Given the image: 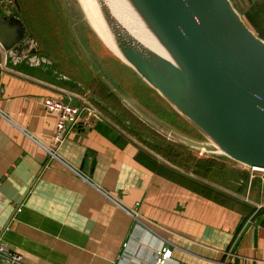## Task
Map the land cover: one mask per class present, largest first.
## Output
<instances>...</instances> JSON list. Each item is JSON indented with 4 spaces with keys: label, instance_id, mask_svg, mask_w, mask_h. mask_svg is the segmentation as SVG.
<instances>
[{
    "label": "crops",
    "instance_id": "0c3cea01",
    "mask_svg": "<svg viewBox=\"0 0 264 264\" xmlns=\"http://www.w3.org/2000/svg\"><path fill=\"white\" fill-rule=\"evenodd\" d=\"M236 1L238 8H245V17L264 16V0ZM16 3L0 0V8L14 14ZM29 51L30 57L21 58L0 44V237L23 256V264H119L124 245L130 243L137 251L141 240L146 244L137 252L140 264H153V253L162 244L181 264H264V177L250 205L222 193L213 195L210 190H216L208 181L168 166L143 141L122 130L118 112L112 115L102 105L101 96L112 95L111 89L103 88L91 68L94 76L85 85L98 87L95 95L104 110L98 108L109 116L105 114L93 129L71 131L56 145L57 119L44 110V99L79 105L71 95H89L83 93V85L72 86L40 61L43 51H35L34 45ZM116 61L132 75L124 86L115 78L119 89L144 110L131 85L150 95L151 104L154 96L165 106L130 67ZM175 113L170 114L174 120ZM43 146L56 151V157ZM171 172L197 184H182L185 180ZM127 209H136L151 236L137 228ZM147 221L157 225V233Z\"/></svg>",
    "mask_w": 264,
    "mask_h": 264
},
{
    "label": "water",
    "instance_id": "95a60500",
    "mask_svg": "<svg viewBox=\"0 0 264 264\" xmlns=\"http://www.w3.org/2000/svg\"><path fill=\"white\" fill-rule=\"evenodd\" d=\"M125 2L156 49L136 37L105 2L98 1L101 26L119 56L112 53L205 141L162 126L104 79L109 88L168 140L205 154L225 156L247 169L264 170V40L247 25L233 2ZM0 44L21 58L32 55V41L23 21L16 12L1 8Z\"/></svg>",
    "mask_w": 264,
    "mask_h": 264
},
{
    "label": "rangeland",
    "instance_id": "374dc122",
    "mask_svg": "<svg viewBox=\"0 0 264 264\" xmlns=\"http://www.w3.org/2000/svg\"><path fill=\"white\" fill-rule=\"evenodd\" d=\"M64 1L65 7L63 0H17L18 4L16 3V9L19 8L17 13L19 15V18L22 19L23 24L26 26L28 36L30 38H33L32 45H34L35 51H43L38 56V59L49 65L51 68H54V70L58 73H61L62 76H64L70 83H72V86L83 85L85 87L83 89V93H88L89 100L97 105V107H100L102 111L104 109L98 103L100 100L95 95L96 89L98 87H96V85L94 86V84H92L91 87L85 85L89 83L93 78L94 75L92 74V72L97 76L95 78L102 81L101 83L103 85V88H106L108 86L106 81H110L112 82L113 87L117 90V92L119 91L122 95H125L133 100L126 93V91L121 90L119 89V87H117L119 86V84L115 81V78L119 79L121 84H123L124 86L125 80H127L128 77L132 76L131 73H129L124 66L116 61L121 60L107 48V46L96 34L79 0ZM231 1L233 2L238 12H241L240 14L245 21L246 17L243 15V13L245 12V8H238L236 5L237 1ZM13 6L14 3H12L10 10L11 8H13ZM76 41L80 47V49L78 48L79 50H76ZM83 56H85V60ZM85 61L88 65V68L86 67V65H84ZM90 68L92 72L89 71ZM129 89L136 98L137 96L139 97L138 102H141L144 107H146V111L136 103L137 101L134 100L137 107L143 110L150 118L154 119L162 126H165L166 128L171 129L178 134H181L182 136L199 142L205 141L204 137L186 120L176 114L174 109L164 99L161 98V100L166 103L164 104L165 106H163V102L159 100L160 98L157 99L154 96L152 97L154 103L151 104V102L149 101L151 100V96L145 93L144 90L140 89L138 85H131ZM111 91L113 95L116 96V92L114 93L113 90ZM104 103H102V105H104L112 115H116V111H118L120 107L127 109L131 113L132 119L129 124H125L124 122H126V120L122 117L123 115L118 113L117 119L122 121V123H119V125L121 126L122 130L125 131L127 129L128 131H130L134 138L139 140L141 143L143 141L145 143V146L150 150L154 149L153 143H151V141H153L151 138L152 135L154 133H157L158 135L163 137V134L158 132L156 129H154V127L143 120L135 111L128 107L117 96H111L109 101L104 100ZM163 108H167L170 111V114L175 113L176 120L172 119L169 112H165ZM109 112L102 113L104 114V116L105 114L109 116ZM176 127L181 128L183 131L188 133L189 136L180 132L179 129L177 130ZM171 143L176 142L172 141ZM188 152L197 159H208L209 157H214L216 158V160H218L219 163H222L218 166L220 169V183H212L208 181L207 183H209L208 185L210 188L226 195L230 200H235L236 202H239L241 204L246 203L250 205L251 201H254L256 199L255 191L260 189L258 188V183L261 184V178L264 177L263 173L255 174L254 176L256 179L253 180L254 182H251V171L245 170L241 165L226 158L225 156L219 154H205L201 151L192 149ZM160 158L162 157L160 156ZM168 164V166L173 167V165H171L170 163ZM227 169H241L242 171H246L250 175V180L245 183H241L239 181V177H233L232 179L228 180L227 178L230 177V175L227 174ZM227 181L232 182V184L234 185L228 184ZM238 187L241 188L242 194L236 192V189ZM248 200H250V204ZM135 224L137 226L136 220ZM147 225L150 226L155 233H157V225L149 222Z\"/></svg>",
    "mask_w": 264,
    "mask_h": 264
},
{
    "label": "built area",
    "instance_id": "2783aa9c",
    "mask_svg": "<svg viewBox=\"0 0 264 264\" xmlns=\"http://www.w3.org/2000/svg\"><path fill=\"white\" fill-rule=\"evenodd\" d=\"M71 97L73 99H77L79 101V105H72L70 103L64 102L62 99L56 98H46L43 101L44 110L46 112L54 114L57 119L54 136V141L56 145L62 144L71 131H75L77 129L82 128L93 129L96 123L101 122L105 119V116L102 111L94 103H92L86 95L72 94ZM44 149L51 156L56 157V151H51L46 147H44ZM248 170L251 171V181L254 179L255 174H264V170ZM249 201L250 200H248V202ZM21 211L22 209H19L18 213H20ZM126 212L136 220L137 228L141 229L144 234L150 235L149 228L139 218V214L136 209H127ZM136 244L138 248L137 251L131 249L130 243H126L124 245V250L118 257L119 264L141 263L142 257L139 258V254L137 252L140 251L144 244H146V241L141 240L138 241ZM153 255V264H181L172 259V251L163 244L157 247V250L154 251ZM23 259L24 258L22 255L12 250L3 241V238L0 237V260L5 262L6 264H23Z\"/></svg>",
    "mask_w": 264,
    "mask_h": 264
},
{
    "label": "trees",
    "instance_id": "16d2710c",
    "mask_svg": "<svg viewBox=\"0 0 264 264\" xmlns=\"http://www.w3.org/2000/svg\"><path fill=\"white\" fill-rule=\"evenodd\" d=\"M245 22L260 38L264 39V30L261 29V27H263L262 24L264 23L263 15H260V13H256L254 15L249 14L246 16ZM111 96L116 97L113 94L106 96L102 95L101 97L103 98V100L109 101ZM117 112L119 114H122V117L124 119H127L131 122L132 116L127 109L120 107ZM151 138L153 140L151 141V143H153L154 148L152 150L155 151V153H157L158 155H160L163 159H165L166 162L173 165V167H175L176 169L183 171L185 174H193L197 179L200 180L209 181L212 183H220V169L218 166L222 163H219L218 160H216L215 158L197 159L188 152L191 150L190 148L179 143H171L172 141L168 140L164 136L161 137L157 133H154ZM227 170V174L230 175V177L227 178L228 180L232 179L233 177H239V181L241 183H245L250 180V175L246 171H242L241 169ZM171 173L180 177L182 180H185V182H181L182 184H197V180L191 179L189 177L187 178V176L183 175L182 173ZM251 182L254 181L252 180ZM210 192L215 196L221 195L217 191L215 192L210 190ZM238 193L242 194V190L240 187H238Z\"/></svg>",
    "mask_w": 264,
    "mask_h": 264
},
{
    "label": "bare ground",
    "instance_id": "6f19581e",
    "mask_svg": "<svg viewBox=\"0 0 264 264\" xmlns=\"http://www.w3.org/2000/svg\"><path fill=\"white\" fill-rule=\"evenodd\" d=\"M81 5H83L86 9L88 16L90 17L93 26L97 30L101 39H103L104 44L117 56H119L118 51L114 47L113 44L108 40L102 26V22L98 12L97 2H105L106 7L141 41L144 43L154 47L153 39L147 34V32L143 29L140 22L131 11L125 0H79ZM95 7V8H94ZM101 23V24H100ZM102 25V26H101Z\"/></svg>",
    "mask_w": 264,
    "mask_h": 264
}]
</instances>
